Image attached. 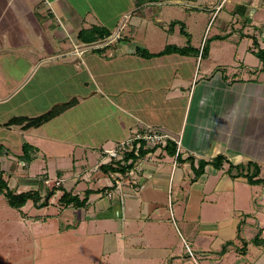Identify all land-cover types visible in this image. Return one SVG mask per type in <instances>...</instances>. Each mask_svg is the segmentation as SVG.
<instances>
[{"label":"crops","instance_id":"crops-1","mask_svg":"<svg viewBox=\"0 0 264 264\" xmlns=\"http://www.w3.org/2000/svg\"><path fill=\"white\" fill-rule=\"evenodd\" d=\"M215 1L0 0V175L16 192L38 190L43 197L50 191L45 180H60L45 205L56 206L47 215L64 219L60 229L110 235L115 252L144 248L113 264H195L161 244L170 220L166 195L187 234L207 250L204 262L264 264V249H249L256 234V243L259 233L264 237V183L230 166L256 173L248 165L257 164V178L264 179V63L256 55L264 49V0ZM220 7L229 16L206 39ZM93 26L111 35L80 39ZM235 31L240 36L233 39ZM249 35L255 40L243 43ZM167 45L189 51L149 58L136 52L158 53ZM73 98L77 104L39 127L4 125ZM147 128L172 138L135 158L131 175L103 168L119 163L104 149ZM219 155L227 161L216 167ZM64 190L90 194L82 206L65 205ZM28 202L23 219L47 222ZM201 232L209 235V249L201 247Z\"/></svg>","mask_w":264,"mask_h":264},{"label":"rangeland","instance_id":"rangeland-1","mask_svg":"<svg viewBox=\"0 0 264 264\" xmlns=\"http://www.w3.org/2000/svg\"><path fill=\"white\" fill-rule=\"evenodd\" d=\"M215 4L218 6L220 0H216ZM210 6H213V4ZM221 7L217 10L216 15L219 13ZM175 12V16H183ZM227 12V7L223 8L216 21L214 22L212 20L206 32V39L207 37L211 38L213 36L220 20L228 15ZM211 26L212 29L210 30ZM198 33L199 31L196 30L195 38L201 40L202 35L199 36ZM239 36L240 31L232 33L233 39L239 38ZM181 37L186 38L185 36ZM160 40L162 41L163 39L160 38ZM254 40V35H249L248 38H245L243 43L251 44ZM229 54L230 52L227 55ZM17 165L20 169H23L21 162ZM48 184H50V190L53 186H57L56 182H49ZM8 185L11 190L16 192V190L11 187L12 185ZM167 196L168 195H166V205L163 206V209L167 212V217L165 219L170 220H165L168 224H165L163 229L165 230L167 241L165 243L163 239H161V244L174 249V255H181L184 257L183 259H189L195 264H207V262H204V258L208 256L207 250H200V246L197 242H193L191 237L187 234L183 224L179 221L173 203L170 204ZM49 200L52 199L50 198ZM29 202L32 203V201ZM54 207L51 206L50 209H46L45 206H41L38 207L41 209L36 210V214H38L40 218H48L47 222H44V220L42 221V219L39 222H35L31 217H26L24 220L21 209L12 207L6 196L0 193V264H113V260L117 258L138 257L137 254L142 252L138 249H144L140 246L131 245L130 247L132 248L129 249L136 250L115 252L112 251L113 240L110 235L107 237V235L97 234L94 237H87L88 235L83 231L84 228H80L76 233H66L63 231L64 229H60L59 226L63 224L60 222L64 220L63 218L52 219L51 216L49 217V215H47L50 212L52 213ZM29 210L32 214L34 209H31L28 205L27 211ZM260 217L264 221V215H260ZM49 223L53 225V228L49 227ZM191 223L192 222H190V224ZM170 227H173L174 231L170 230ZM100 230L101 228H99V231ZM256 235L254 236L253 245L251 243L249 244V249H264V247H261L264 242L262 238L264 237L259 233L258 237H260V241L256 243ZM199 239L202 249L210 248V239L207 232H201ZM189 248L192 250V254L189 252ZM121 249H124V247ZM139 257H143V255H139Z\"/></svg>","mask_w":264,"mask_h":264},{"label":"trees","instance_id":"trees-1","mask_svg":"<svg viewBox=\"0 0 264 264\" xmlns=\"http://www.w3.org/2000/svg\"><path fill=\"white\" fill-rule=\"evenodd\" d=\"M175 24H177V22L171 23V26L173 27ZM110 35H111V31H109L108 29H104L102 27H98V26H93L90 29L82 30L79 33L80 39H82L86 42H89V43H92V42H94L100 38H102V39L107 38ZM188 49H189V47H179L177 45H167L164 50H162L158 53H151L150 51H148L144 47H138L136 52L147 57V58H149L152 56L164 55V54L174 53V52L185 54L189 51ZM256 55L264 63V49L258 48V50L256 51ZM77 102H78V99L73 98L67 102L62 103V104L55 105L50 110L46 111L45 113H43L41 115H38L35 117L16 116V117H13L12 119H10L4 125L5 126L20 125V126H22L23 129H27V128H31V127H39L42 124H44V123L50 121L51 119L55 118L56 116H58L59 114H61L65 110H67L68 108L74 106L75 104H77ZM169 143H170V145L173 146L171 153H174L175 148H176V144L173 141H169ZM23 146H24V152L27 153V151L31 145L29 143L25 142ZM146 151H147V149L142 148L140 152H141V154H144ZM131 156L137 158V156H135L134 154H131ZM224 161H227V159L225 157L219 155L212 160V163L216 167H221ZM205 164H206V162H204V161H202L200 163L198 173H202ZM252 165L257 167L256 173L245 172V167L243 165L233 166L231 164L230 166H231V168L241 169V171L238 174H242L243 176L247 177L250 182H252V183L263 182L264 183V179L257 178V176L260 173V168L257 164L249 163L248 169H249V166L251 167ZM131 167H132V165L125 167L120 163L116 164L114 162H110L108 165H106L103 168L106 169L107 171L125 173L127 171V169L131 168ZM55 190H56L55 188H52L47 193V195L45 197H43L41 195L40 191H38V190H27V191H22V192H15V191L10 189L7 181L4 179V177L2 175H0V193L4 194L6 196L9 204L12 207H15L18 209H21L30 200H32L34 202V204L38 207L47 205L48 200L56 192ZM89 194H90V192L88 191L86 193L85 197L81 198L78 195H72L70 192L64 190L59 201L61 204H65V205L72 204L74 206H82L87 202Z\"/></svg>","mask_w":264,"mask_h":264},{"label":"built area","instance_id":"built-area-1","mask_svg":"<svg viewBox=\"0 0 264 264\" xmlns=\"http://www.w3.org/2000/svg\"><path fill=\"white\" fill-rule=\"evenodd\" d=\"M111 41L109 40L106 44H109ZM101 44H93L89 48L99 47ZM81 52V51H80ZM172 136L166 131H162L158 128H147L141 131H137L127 138L117 142L112 147L104 149L105 157L109 158L110 161H117L125 167L129 165H133L135 162V157L131 156L134 154L137 157L141 156V149L147 148H157L167 144L168 140L171 139ZM177 143V153L180 150L181 142L180 140L176 141ZM125 175L133 174V169L128 168L124 173ZM46 184L50 182L49 179L45 180ZM56 185L59 186L61 184L60 180L55 181ZM189 252L192 254V250L189 248Z\"/></svg>","mask_w":264,"mask_h":264}]
</instances>
